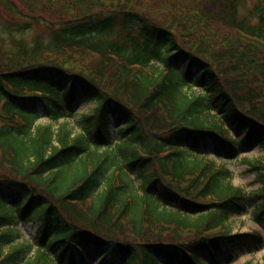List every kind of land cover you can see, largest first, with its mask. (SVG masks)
<instances>
[{
  "label": "trees",
  "instance_id": "1",
  "mask_svg": "<svg viewBox=\"0 0 264 264\" xmlns=\"http://www.w3.org/2000/svg\"><path fill=\"white\" fill-rule=\"evenodd\" d=\"M215 2L212 16L143 0L0 1V17L49 37L0 39V264H79L87 247L104 264H224L264 246L228 224L249 208L264 224V162L247 193L202 152H264V8L240 17L238 0ZM78 101L95 106L59 124ZM24 222L39 224L33 244L16 242Z\"/></svg>",
  "mask_w": 264,
  "mask_h": 264
},
{
  "label": "rangeland",
  "instance_id": "2",
  "mask_svg": "<svg viewBox=\"0 0 264 264\" xmlns=\"http://www.w3.org/2000/svg\"><path fill=\"white\" fill-rule=\"evenodd\" d=\"M5 2L6 0H0ZM145 2H150L151 6L159 10L160 12H164V7H168V11L164 13H172V14H188L190 11L202 9L204 6L211 10V15L213 16L214 13L218 9V5L216 4L215 0H143ZM239 3V14L240 17L247 15L252 12V10L258 5L264 8V0H238ZM5 6V5H3ZM3 6L0 5V8ZM13 19L9 16L3 14L0 17V39L5 40L8 44H5L8 48L11 46V42L13 39H24L27 42L33 44L36 41V38H41L44 42L49 41L48 33L45 32L44 28L37 26L30 18L17 15L16 13L11 14ZM27 23H33L31 28H27ZM218 30L223 32H230L232 31L230 28H227L224 25H217ZM94 104L84 103L78 101L74 108L75 114L70 119H63L59 120V124L65 122H70V124H75L78 120H80L83 116L89 115L90 111L94 108ZM45 124H54L48 118H42L36 121L35 126H41ZM58 125V123H57ZM233 138L240 139L241 134H234L231 133ZM205 147L202 148V152L207 154V158L215 161L218 165L225 166L226 168L230 169L234 176H233V183L236 186L242 187L247 193L251 192L259 187V184L256 182V173L250 171V165L258 160L264 162V152L256 148H252L249 150H245L244 148H239L241 151L236 157L226 158L224 155L220 154L217 156L214 151L213 144L209 141L206 142L204 145ZM131 179L134 180L133 186L138 188L140 182L136 180L134 175H130ZM105 188V184L100 188L97 192L99 194L102 189ZM141 192V191H139ZM96 193V194H97ZM251 209V208H250ZM37 222H24L19 223L15 228L18 232V239L16 242L18 243H31L34 242V235L36 233ZM229 225L232 227L234 232H248L253 229H260L264 235V224L261 226L256 225L251 220L250 212L248 211L247 214H243L240 216H233L229 220ZM88 257L81 261L79 260V264H104L105 258H102L100 255L97 254L96 251L92 249V247L86 248ZM29 253L26 260H31L32 256L34 255V249ZM224 264H264V246L260 251L255 253H242L238 252L235 256H230L227 252L223 254Z\"/></svg>",
  "mask_w": 264,
  "mask_h": 264
}]
</instances>
